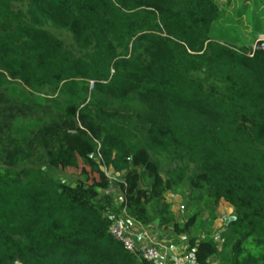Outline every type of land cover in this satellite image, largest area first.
<instances>
[{"label":"trees","instance_id":"1","mask_svg":"<svg viewBox=\"0 0 264 264\" xmlns=\"http://www.w3.org/2000/svg\"><path fill=\"white\" fill-rule=\"evenodd\" d=\"M218 16L214 0H0V264H145L109 233L122 212L172 225L198 264H264V49L212 39ZM79 166L73 185L49 177ZM87 169L102 191L120 175L119 205ZM181 184L179 224L164 195ZM220 200L235 219L192 236Z\"/></svg>","mask_w":264,"mask_h":264},{"label":"rangeland","instance_id":"2","mask_svg":"<svg viewBox=\"0 0 264 264\" xmlns=\"http://www.w3.org/2000/svg\"><path fill=\"white\" fill-rule=\"evenodd\" d=\"M219 9V16L213 23L210 30V37L214 40L223 42L227 45H232L236 48H257L264 44V0H214ZM119 174L114 173L111 169L106 170L105 177L109 178V187L102 191L101 188L104 186L103 177H100L87 169V181L98 186L100 193L108 194L114 204L119 205L122 199V195L117 185ZM49 177L53 180L73 185L76 180L83 179L80 174V166L77 169H65V170H54L49 174ZM178 191L166 192L164 197L166 202L170 203L171 210L174 214V222L179 224L183 223L189 217V210L185 207L184 198L181 196L180 191L186 190V185L181 184L177 187ZM220 202V201H219ZM217 204L215 210L216 219L210 221V210H204L202 205H197V210L201 211L200 219L196 226L191 229L192 236H200L206 233L207 230L213 229L214 234H218L217 230L221 229L224 225L222 215H226V208L222 204ZM222 202V201H221ZM224 202V201H223ZM148 215L151 216L153 213L150 210V206L147 205ZM203 210V211H202ZM111 217H114L112 214ZM118 217H122L126 222L129 230L139 236L141 233L146 232L149 235L151 244L155 245L160 251V255L165 254L166 248L169 250L170 247L177 248L184 244L187 245V238L183 234H176L173 230L172 225L165 228L157 226L156 221L151 222L148 226H143L138 222L129 218L125 212H122ZM159 236L157 239L161 241H153V237ZM218 236V235H216ZM137 238V237H136ZM139 240L141 239L138 237ZM138 240V239H137ZM156 242V243H154ZM149 243V242H148ZM217 245L221 248L222 240L217 239ZM166 255V254H165ZM170 257L166 255L164 260H169ZM219 257L214 256L211 258L212 264H218Z\"/></svg>","mask_w":264,"mask_h":264},{"label":"built area","instance_id":"3","mask_svg":"<svg viewBox=\"0 0 264 264\" xmlns=\"http://www.w3.org/2000/svg\"><path fill=\"white\" fill-rule=\"evenodd\" d=\"M262 45L260 48L264 49V44ZM108 230L111 236L120 242L126 251L132 253L145 264H198L193 253L187 249L172 252L170 260L165 263L160 251L155 245L151 244L153 242H151L149 235L146 232L141 233L139 236L133 234L122 217L112 219ZM138 237L141 239L139 240Z\"/></svg>","mask_w":264,"mask_h":264},{"label":"crops","instance_id":"4","mask_svg":"<svg viewBox=\"0 0 264 264\" xmlns=\"http://www.w3.org/2000/svg\"><path fill=\"white\" fill-rule=\"evenodd\" d=\"M221 201H222V202H221ZM219 204L224 205L225 208H226V212H227L226 215H222V216H221L222 219H223V217H231V216H234V214H233V208H232L229 204H227L226 202H223V200H220ZM147 226H148V225H147ZM158 238H159V236L156 235V237L154 236L152 240H153V241H158V240H157ZM154 243H156V242H154ZM158 243H159V244H162L161 241H158ZM162 246L165 247L164 244H162ZM186 247H187V245L184 244V245H182V246H178L177 248H175V247H170L169 250L166 248V250H165V254L168 255V257H170L172 252H177V251H180V250L186 249ZM165 254L162 256L163 258L166 257ZM169 260H170V259H169ZM169 260H165V263H167ZM210 262H211V259H210ZM219 263H220V259H219L218 264H219ZM211 264H212V262H211Z\"/></svg>","mask_w":264,"mask_h":264},{"label":"water","instance_id":"5","mask_svg":"<svg viewBox=\"0 0 264 264\" xmlns=\"http://www.w3.org/2000/svg\"><path fill=\"white\" fill-rule=\"evenodd\" d=\"M235 219L234 216L231 217H223L224 225H227L229 222L233 221Z\"/></svg>","mask_w":264,"mask_h":264}]
</instances>
